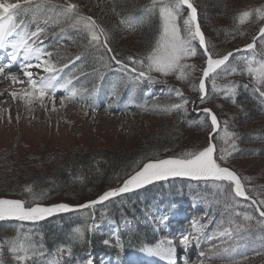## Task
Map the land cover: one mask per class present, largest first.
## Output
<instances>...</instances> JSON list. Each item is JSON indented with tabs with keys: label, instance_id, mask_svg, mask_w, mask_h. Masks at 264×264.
<instances>
[{
	"label": "trees",
	"instance_id": "obj_1",
	"mask_svg": "<svg viewBox=\"0 0 264 264\" xmlns=\"http://www.w3.org/2000/svg\"><path fill=\"white\" fill-rule=\"evenodd\" d=\"M105 1L111 4L112 10L99 18V24L107 32L108 45L113 49V53H106L103 47L97 50L95 45H90V37L86 33L72 29L67 22L56 24L50 21L45 25L44 19L55 16L58 9L53 6L59 5L60 2L36 11L34 19L29 17L25 19L22 12L18 14L25 19L30 30H37L38 27L45 29L42 33L43 39L41 38L40 41L45 43L47 52L52 53L53 61L63 64L69 57L81 54V60L76 61L83 64L79 69L80 74H77L79 77L97 73L105 77L109 71H112L111 68L118 66L114 61H107L110 66L104 67V61L99 59L100 56L119 54L120 59L128 55L143 56L154 44L160 28L158 15H145L143 12L144 8L150 5V0ZM231 1L232 3L226 4L227 0H192L199 11V22L210 50L220 55H223L227 49L239 48L241 41L252 40L264 23V20L257 19L253 12L249 20L240 24L238 20L240 12L254 10L259 6L251 3L234 4L235 0ZM143 4V7H139ZM128 17L135 19L143 17V19L135 24L134 30H130L121 23L122 19ZM61 28L64 30L61 31ZM135 46L139 49L133 48ZM257 47L256 54L262 55L264 59V38L257 41ZM197 51L204 60L205 57L199 47ZM253 53L233 56L229 64L235 71L230 68L228 72H221L216 80L217 85L224 86L225 90L213 92L210 79L207 84L208 96L203 102L199 99L200 92L192 88L193 84L198 88L199 78L195 83L179 81L188 94L185 97L188 100L185 109L165 111L168 105L182 103L181 99L174 98L173 95L150 99L144 111L166 118L168 124L159 127L154 137L144 140L131 151L111 150L106 147L93 149L86 146L76 148L72 153L43 155L38 151H25L26 148L23 146L20 150L19 145H13L11 148L0 146V198L30 202L35 194L36 202L43 206L59 203L75 206L96 200L108 187L122 186L126 176L145 159L167 158L184 151L205 147L209 142L210 121L205 114L195 115L192 109L209 107L217 115L221 127L214 137L217 156L220 155V149H228L231 155L227 157L226 166L236 171L242 178H250L247 181L242 180L249 196L257 200L264 199V175L251 171L252 166H249L252 165L250 163L252 159L257 160L264 156V98L259 96L256 91L258 86L249 81L250 76L245 70L246 61L252 59ZM199 73L198 76L201 77L202 71L200 75ZM230 83L237 86L235 103L226 94V86ZM156 105L160 107H155ZM225 121L227 131L236 133L235 137H227L224 131ZM233 139L235 149L231 148ZM186 184L188 183L182 181L160 183L141 192L128 194L97 206L93 210L60 215L39 222L1 224L0 238L6 241L15 237L17 235L15 227L20 224L23 227L21 235L30 236L34 248L44 251L41 254L53 258L60 248H66L68 264H74L95 249L115 248L105 245L103 238L91 231L92 226L108 219L119 223L125 219L143 218L145 211L155 207L160 200L166 204L177 199H186L191 195L185 189ZM209 185L208 183L201 185L202 189L207 190V198H203L204 204L211 206L215 210L213 213L221 207L227 212L228 208L225 207L232 206L233 216L236 217L237 213L241 214L238 225L244 229L240 230L254 238L262 237L263 241L260 248L232 259L224 258L225 253L219 248H214V245L203 243L200 248L201 253H204L202 264H264V225L257 223L258 220H264V217L259 216L250 201L238 197L233 199L228 194L229 190L221 193L217 187L211 188ZM28 187H31L32 192L27 191ZM235 206L241 207L240 210H235ZM245 213L254 219L245 221L243 217ZM213 217L219 218L216 214ZM220 220L221 218L218 219ZM227 221L230 229L237 225L234 219ZM136 226L137 228L131 233L121 232L119 241L123 248H140L142 245L156 242L157 237L146 233L141 223L138 222ZM77 229L85 230L83 240L78 238ZM69 249H71L70 254ZM215 255L222 260L215 259ZM4 257L5 264H16L8 248ZM36 263L41 264L36 255L25 261V264Z\"/></svg>",
	"mask_w": 264,
	"mask_h": 264
},
{
	"label": "snow or ice",
	"instance_id": "obj_2",
	"mask_svg": "<svg viewBox=\"0 0 264 264\" xmlns=\"http://www.w3.org/2000/svg\"><path fill=\"white\" fill-rule=\"evenodd\" d=\"M33 3L34 0H23V5L21 2L6 3L4 0H0V48L5 47L9 43H11L13 48L11 62L0 64V76H3L5 79L10 78L14 83L19 80V77L13 70L12 62L17 60L20 50L23 49L25 63L17 67L23 73V76L27 78L31 86V91L25 94L39 99L42 104L44 98L48 96L53 101V111H55V98L58 90L64 89L68 93L66 97L61 99V106H64L65 100L71 101L78 95L77 89L69 87L72 84V80L66 79L61 82L59 73L68 68L70 64H75L76 61L81 60V54L69 57L67 62L58 66L51 62V52L45 53L41 47H34L40 35L44 33V28L38 27L33 32H28L27 30L23 32L18 31V28H20V24L16 21L18 12L24 11L25 7H32ZM184 6L190 11L186 17H183L181 22ZM53 7L57 8L58 11L55 13V16H48L44 19L43 23L45 25L50 21L56 24L66 21L72 29L86 33L90 37V45H95L97 50L103 47L106 53H113V49L108 45L106 30L93 17L83 14L77 4L66 2L54 5ZM143 12L145 15H158L159 17V35L154 44L143 56L128 55L123 59L118 58L119 54H112L107 57L100 56L99 59L104 61V67L110 66L107 61H114L116 65H119V70L125 73L128 80L133 84L145 81L149 84L162 82L151 75L153 72L159 73L161 77L177 74L178 79L188 80L192 72L195 71L196 65L189 64L186 61L191 57L197 56V47L193 44V41L198 40L199 47L202 49V55L206 58V65L201 69L202 75L199 79L198 88L197 85L193 84V90L200 92V102H203L208 96L206 81L209 79H211L213 92L225 90L224 86L217 85L216 80L221 75V72H228L230 68L233 72L235 71L229 64V60L234 56V52L230 51L221 56L219 53L210 50L209 43L200 28L197 9L193 5L192 0H151L150 5L146 6ZM253 12H255L257 19L264 20V7H261L240 12L238 15L240 24L249 20L253 16ZM142 19L143 17L139 19L128 17L127 19H122L121 23L125 24L130 30H134L135 24L139 23ZM63 30L61 28V31ZM260 38H264V26L259 29V35L253 36L252 42L244 46L245 49H255L256 41ZM30 40H32L31 44L29 43ZM212 47L214 48V46ZM240 50L238 48L235 51ZM44 56L49 59H42ZM32 59L36 60L37 63L33 64L29 62ZM226 65L227 67H225ZM34 67L42 69L48 75L34 79L33 72L30 71ZM245 70L260 85V87L256 88V91L260 97L264 98V90H261L264 88V60L256 61L255 58L247 60ZM175 91L176 95L181 97L182 103L168 105L165 107V111L185 109L188 103L187 98L183 96L181 90L177 89ZM236 93L237 86L235 84L230 83L226 86L227 97L232 98L233 103H235ZM11 95L15 97L16 93L13 92ZM28 103H31V100ZM155 107L160 106L156 105ZM200 111L207 116L211 127L209 142L205 147L184 151L179 155L167 158L145 159L142 164L138 163V167L131 174L126 176L122 186L105 191L96 200H91L80 205L73 206L67 203H59L52 206H43L36 202L37 197L35 194L33 195V200L30 202L19 199L0 198V220L15 219L18 221L35 222L55 213L92 208L122 193L134 191L155 181L167 180L170 177H190L195 180L220 182L216 184V187L220 191L223 192L227 188L229 190L228 194L233 199L242 197L246 200H251L252 204L257 206L259 216L264 217V199L257 200L249 196L242 182V180L247 181L250 178H242L236 171L226 166L227 157L231 155V152L228 149L222 148L220 149V155H216L217 148L215 143L212 142V137L220 129V121L217 115L210 108H202ZM224 123V131L227 137H235L236 133L228 132L227 122L225 121ZM235 147V140L233 139L231 148L235 149ZM27 191L32 192L31 187H28ZM237 215L241 214L237 213ZM243 217L245 221L254 219V217L246 213L243 214ZM257 223L264 225V220H258ZM240 227V225H237V230ZM196 231L199 232L200 228L197 227ZM231 232L232 229H225L220 235H231ZM76 233L79 239H84V229H77ZM182 242L187 244L188 237H183ZM104 243L107 244L108 241L105 240ZM161 244V247L148 248L146 250L152 255L164 256L169 260V264H174L175 247L171 246V242H168L169 246L167 247L163 246L164 242H161ZM5 247L12 253L16 264H22L30 255H35L34 245L26 234L21 235L18 233L15 237L9 238L5 242H0V254L3 253ZM70 253L71 249H69ZM201 255H204V253H201ZM88 264H92V261L89 260Z\"/></svg>",
	"mask_w": 264,
	"mask_h": 264
},
{
	"label": "rangeland",
	"instance_id": "obj_3",
	"mask_svg": "<svg viewBox=\"0 0 264 264\" xmlns=\"http://www.w3.org/2000/svg\"><path fill=\"white\" fill-rule=\"evenodd\" d=\"M4 2L16 3L17 1L4 0ZM58 2H60V4L66 2L77 4L83 14L93 17L98 24L100 22L99 18L110 13L112 10L111 4L103 0H47V2H45V0H34L33 7L39 10L51 4H57ZM225 3L230 4L232 1L227 0ZM233 3H239L240 5L251 3L258 5L259 7L257 8L264 7V0H235ZM143 6L144 4L139 5V7ZM28 12L33 13V10L28 9ZM18 31L23 32V30ZM244 43V41H241L240 46ZM193 44L197 47L195 41H193ZM3 48L4 50L9 48L13 49L11 43ZM41 48L43 49V47ZM133 48L139 49L138 46ZM2 50L3 49H0V51ZM20 51H23V49ZM253 58H255L256 61L264 60L262 55L256 54V52L253 53L252 59ZM42 59L46 58L42 57ZM34 61V64L37 63L36 60ZM186 62L196 65L195 71H193L189 79L186 80L195 83L198 78L200 79L198 73L199 71L201 73L204 60L197 51V56L189 58ZM117 66V68H111L112 71H109L103 80L100 79V82L98 81V83L93 86H89V82L94 78L91 79L87 77L85 79H75L73 78V71L71 70L59 73L61 82L66 79L72 80V84L69 85V87L77 89L78 95L71 101L65 100L64 106H61V99L66 97L68 93L64 89L58 90L57 92L60 93V97L55 99L56 111H53V101L47 97L44 98L43 104L39 99L40 102L35 101L29 110H26L19 100L15 102V105L21 107L5 110V107V109L2 108L4 106L2 103L3 99L0 100V108L4 109V111L0 113V146L11 148L13 145H19L20 150L23 146L26 148L25 151H38V153H42L43 155L49 153H72L76 148H84L86 146L93 149L106 147L111 150L131 151L137 148L144 140L154 137L159 127L167 125L168 121L166 118L146 113L143 108L149 105L148 102L150 97H157L158 95L165 96L172 93H174L175 96V90L177 89L183 92L185 87L182 89V84L179 83L181 79H178L177 74L161 77L159 73L153 72L151 75L162 82L149 84L145 81L143 83L133 84L128 80L126 74L119 70V65ZM186 71L188 70L186 69ZM32 72L33 78L35 79H39L43 77V75H48V73L44 72L42 69L37 68H34ZM249 81H252L258 87L260 86L252 77H250ZM101 83L106 84V87H103ZM29 85L30 84H26V87L31 89ZM149 88H153L150 90L155 93L150 94L151 92L148 91ZM140 95L142 96V100ZM9 102H12L11 98L7 99L8 104ZM250 163H252V165H249L252 166L251 171L260 172L264 175V156L259 157L257 160L252 159ZM184 183H188L185 189L191 194L188 198L177 199L174 202H167L166 204H164V201L162 202L160 200V203L152 207V209H156V211L152 212V209H150V213L146 215V217L149 221H153V218L157 216L161 222H166L173 220L180 211L181 214L190 217L189 219L195 220L194 218H197L193 229L191 230L192 226H189V231L187 230L188 233L185 234V236L188 237L187 247L190 249L188 250L194 253L195 256V260L192 264L203 263V255H201V251L199 250L203 243H208L214 245V248H219L222 253H225L224 258L228 259L235 258L247 252H253V250L260 248L263 241L262 237L254 238L247 235L246 232L240 230L244 228H239V230H237V225L239 224L238 218H240L241 215H237L236 217L233 216L232 206L225 207L228 208L227 212L221 207L213 213L215 210L212 209L211 206L204 204L203 198H207V190L202 189V184ZM218 183L220 182H211L209 186L211 188H216V184ZM218 190L222 193L220 189ZM227 191L228 189L225 188L224 192L226 193ZM240 208L239 206L234 207L237 211H239ZM215 214L221 218L220 221H218L219 218L216 219V217H213ZM227 219H234V223L237 225L232 229L231 235L221 236L220 233L224 232L225 229H229L227 225L229 221H227ZM184 220H186V218L182 219V221ZM138 222L140 223L139 219H135L133 222L124 223L122 229H124V231L130 230L129 233H131L137 228V226L135 227L134 225H137ZM189 222L191 223V221ZM141 224L146 233L160 240L161 234L158 233L156 229L157 222L153 224L152 222L146 221L144 223L146 227L142 222ZM197 227L200 228L199 232L196 231ZM105 228L107 230L106 233L111 234L107 244L111 246L118 245L116 247L118 249L116 251L95 249L74 264H88L89 260L92 261V264H101L103 262L101 257H106V262L112 264L113 260L116 259L125 260L138 257V254L147 249L145 248L147 244L142 245L140 248H130L128 250L123 248L119 241L121 234V232H119L120 226H116L113 223L107 225L106 221H103V224L99 226H92L91 231L103 233ZM185 229H187L186 226ZM22 231L23 227L20 226V224L15 227V234H21ZM193 234L195 236L191 238L190 235L193 236ZM28 237L32 242L31 237ZM2 241L5 242L4 239ZM6 252L7 247H5L3 253L0 254V264H5L4 255ZM41 252L44 251L42 249L40 250V248H35V255L38 257V261L41 264H64L67 262V252L64 249L59 252L58 256L53 258L49 257L47 254H41ZM35 255H30L28 259ZM220 258L221 257L218 255H215V259L222 260ZM22 264H25V261L22 262Z\"/></svg>",
	"mask_w": 264,
	"mask_h": 264
},
{
	"label": "bare ground",
	"instance_id": "obj_4",
	"mask_svg": "<svg viewBox=\"0 0 264 264\" xmlns=\"http://www.w3.org/2000/svg\"><path fill=\"white\" fill-rule=\"evenodd\" d=\"M14 1L23 2V0H14ZM227 51H229V50H227ZM12 52H13V49L6 50V51H3V50L0 51V54H1L0 58H3V61L1 60L0 61V64H6V63L11 62V54H12ZM29 62H31V63L34 64L35 61H34V59H32ZM23 63H25L24 58H23V51H20V54L18 55L17 60L14 61V63L12 62V64H13V70L15 71L16 75L19 77V80L17 82L14 83V82L11 81L10 78L9 79H5L3 76H0V100L3 99L2 100V103L4 104V106L2 108L5 107L6 108V109L4 108L5 110H11L13 108L18 107V106L15 105V102H17V100H19L20 102H22V104H23V106L25 107L26 110L31 109V106H32V104H34L35 101H39L38 99H36L34 97H29L28 95L24 94L26 92H29L31 89L28 88V87H26V84H29L28 81H27V78L23 76V73L21 71H19L18 70V67H17L18 65L23 64ZM34 68L30 69V71H32ZM20 81H23V82H20ZM13 92L16 93V96L15 97H13L11 95V93H13ZM46 97L49 98L48 96H46ZM59 97H60V93L57 92L56 93V98H59ZM9 98L12 99V102H9V104H8L7 103V99H9ZM29 100H31V103H28ZM19 107H21V106H19ZM42 108H44V107H42ZM4 109H1L0 108V113L3 112ZM54 115H56V114H54ZM185 178H190V177H185ZM119 223H121V222H119ZM172 223H173V220L170 221L168 224L171 225ZM177 224L178 223H176L174 221L173 226L172 227L170 226L168 228V230H167L168 232L167 233H168L169 236H172L173 235L172 234L173 233V230L175 228L177 229V227H176ZM195 224H196V222L194 223V225ZM187 230L188 229H180L179 230V233L177 235L178 237L174 238L175 236H173V238H170V240L173 241V242H171V246H174L175 247V249H176V251L178 253V256L181 258L182 263L179 262V258H177V256H174V259H175V261L177 263H180V264H192L194 262V260H195L194 253H192L191 251H189L190 249L187 247V244H184L182 242L183 237L189 231V230L188 231ZM193 236H195V235L193 234ZM148 257H149L148 255L147 256L146 255L138 256V257H136V258L133 259L134 262H132V264H136V263H138V264H147L146 263V259H148ZM101 259H102V257H101ZM158 264H165V263H158Z\"/></svg>",
	"mask_w": 264,
	"mask_h": 264
},
{
	"label": "water",
	"instance_id": "obj_5",
	"mask_svg": "<svg viewBox=\"0 0 264 264\" xmlns=\"http://www.w3.org/2000/svg\"><path fill=\"white\" fill-rule=\"evenodd\" d=\"M202 113H203V112H202ZM214 136H215V133H214L213 137H214ZM213 137H212V138H213ZM176 178H178V179H183V180H187V181H191V182H202V181H205V180H195V179H192V178H185V177H170V178L167 179V180H170V179H176ZM159 181H164V180H159ZM159 181H155V182H153V183H156V182H159ZM208 181H210V180H208ZM153 183H151V184H153ZM151 184H148V185H151ZM148 185H146V186H148ZM146 186H145V187H146ZM143 188H144V187H143ZM143 188H139V189H136V190H134V191H130V192H135V191L140 190V189H143ZM111 189H115V188H108L106 191L111 190ZM130 192L122 193V194H120L119 196L124 195V194H127V193H130ZM119 196H116V197L110 198L109 200H112V199L117 198V197H119ZM240 198H242V197H240ZM242 199H244V198H242ZM109 200H107V201H109ZM107 201H104V202H102V203H105V202H107ZM102 203H100V204H102ZM97 205H99V204H97ZM97 205H95V206H97ZM95 206H94V207H95ZM255 206H256V205H255ZM92 208H93V207H92ZM87 209H90V208L80 209V210L72 211V212L55 213V214H53V215H51V216H48V217H46V218H52V217L59 216V215H62V214H68V213H73V212H79V211H83V210H87ZM2 221H6V222H9V221H11V222H15V221H18V220H15V219H5V220H1L0 222H2Z\"/></svg>",
	"mask_w": 264,
	"mask_h": 264
}]
</instances>
